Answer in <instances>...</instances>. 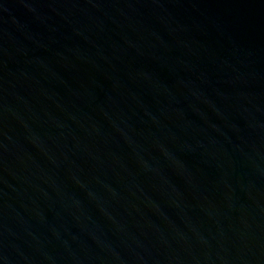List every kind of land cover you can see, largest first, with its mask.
I'll use <instances>...</instances> for the list:
<instances>
[{"label": "water", "instance_id": "water-1", "mask_svg": "<svg viewBox=\"0 0 264 264\" xmlns=\"http://www.w3.org/2000/svg\"><path fill=\"white\" fill-rule=\"evenodd\" d=\"M0 264H264V0H0Z\"/></svg>", "mask_w": 264, "mask_h": 264}]
</instances>
